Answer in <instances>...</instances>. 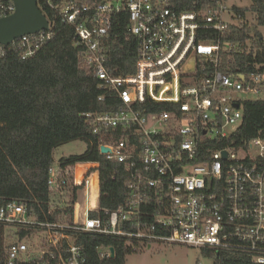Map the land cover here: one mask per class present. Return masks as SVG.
Instances as JSON below:
<instances>
[{
    "label": "built area",
    "instance_id": "1",
    "mask_svg": "<svg viewBox=\"0 0 264 264\" xmlns=\"http://www.w3.org/2000/svg\"><path fill=\"white\" fill-rule=\"evenodd\" d=\"M172 1L38 0L54 13L43 11L48 28L0 43V58L28 59L54 36L57 18L74 28L79 66L96 75L101 99L120 102L83 116L99 154L127 175L124 200L107 207L101 161H54L43 217L24 202H0V264H90L87 235L118 238L131 253L184 245L264 264V138L234 139L244 102L264 100V71L222 69L240 48L232 26L252 22L228 0L193 10ZM15 10L0 0V19ZM125 13V37L137 43L126 74L110 65ZM97 250L102 261L116 255L111 245Z\"/></svg>",
    "mask_w": 264,
    "mask_h": 264
},
{
    "label": "trees",
    "instance_id": "2",
    "mask_svg": "<svg viewBox=\"0 0 264 264\" xmlns=\"http://www.w3.org/2000/svg\"><path fill=\"white\" fill-rule=\"evenodd\" d=\"M86 3L92 0H77ZM98 1V0H97ZM209 0H173L177 10H193ZM244 16L254 15V23L232 26L229 39L240 48L232 62L223 66L229 74L264 71V0H251L249 6L233 5ZM41 10L53 18L54 13L41 4ZM128 14L121 17L120 36L112 44L110 65L117 73L134 72L137 43L125 37ZM227 60V59H226ZM103 91L93 72L79 66L74 28L57 18L54 36L32 58L21 59L15 54L0 58V202H24L38 216L39 202L49 199L48 176L53 164V150L60 144L84 139L88 148L82 155L62 157V162L101 161L102 191L108 193L102 204L116 207L126 196L127 175L123 168L104 159L98 152L97 138L86 112L115 110L120 102L111 97L101 99ZM243 123L234 135L236 144L246 138H264V100L244 102ZM85 251L90 264H126L131 253L124 241L115 237L87 235ZM111 245L115 257L100 260L97 246ZM4 249L3 227L0 225V256ZM214 258L215 264H256L243 255L202 250Z\"/></svg>",
    "mask_w": 264,
    "mask_h": 264
},
{
    "label": "rangeland",
    "instance_id": "3",
    "mask_svg": "<svg viewBox=\"0 0 264 264\" xmlns=\"http://www.w3.org/2000/svg\"><path fill=\"white\" fill-rule=\"evenodd\" d=\"M230 6H249L251 0H228ZM251 22L254 23V15L248 13ZM264 36V26H258ZM88 148V142L84 139H76L58 145L53 150L55 161L62 157L82 155ZM126 264H215L214 258L203 253L200 248L184 245H154L152 249H143L127 255Z\"/></svg>",
    "mask_w": 264,
    "mask_h": 264
},
{
    "label": "water",
    "instance_id": "4",
    "mask_svg": "<svg viewBox=\"0 0 264 264\" xmlns=\"http://www.w3.org/2000/svg\"><path fill=\"white\" fill-rule=\"evenodd\" d=\"M16 10L0 19V43L9 44L14 38L47 29L49 21L38 0H14ZM260 37L263 35L260 33ZM244 78V76H241ZM238 106V104H236ZM103 151L107 149L102 148Z\"/></svg>",
    "mask_w": 264,
    "mask_h": 264
}]
</instances>
